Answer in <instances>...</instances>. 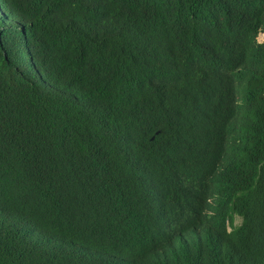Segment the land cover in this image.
Masks as SVG:
<instances>
[{"label": "trees", "instance_id": "1", "mask_svg": "<svg viewBox=\"0 0 264 264\" xmlns=\"http://www.w3.org/2000/svg\"><path fill=\"white\" fill-rule=\"evenodd\" d=\"M259 34L264 0H0V264H264Z\"/></svg>", "mask_w": 264, "mask_h": 264}, {"label": "rangeland", "instance_id": "2", "mask_svg": "<svg viewBox=\"0 0 264 264\" xmlns=\"http://www.w3.org/2000/svg\"><path fill=\"white\" fill-rule=\"evenodd\" d=\"M257 39H258V41H264V34H259ZM228 151H229V154H230L231 153V149H228ZM240 221H241V217L238 216V215H234L233 224L234 225H238L240 223Z\"/></svg>", "mask_w": 264, "mask_h": 264}]
</instances>
